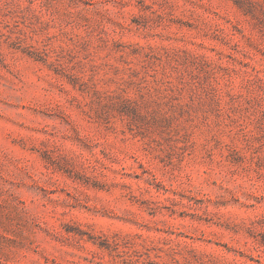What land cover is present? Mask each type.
<instances>
[{"label":"rangeland","instance_id":"obj_1","mask_svg":"<svg viewBox=\"0 0 264 264\" xmlns=\"http://www.w3.org/2000/svg\"><path fill=\"white\" fill-rule=\"evenodd\" d=\"M0 264H264V0H0Z\"/></svg>","mask_w":264,"mask_h":264}]
</instances>
